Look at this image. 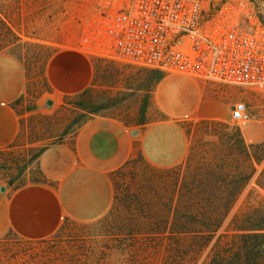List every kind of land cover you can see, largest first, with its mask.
Instances as JSON below:
<instances>
[{
  "label": "trees",
  "instance_id": "16d2710c",
  "mask_svg": "<svg viewBox=\"0 0 264 264\" xmlns=\"http://www.w3.org/2000/svg\"><path fill=\"white\" fill-rule=\"evenodd\" d=\"M12 38L21 39L0 9V51L14 43ZM162 79L157 76L154 86ZM91 92L89 86L66 95L54 114L31 117L36 120L32 132L44 139L26 149L18 140L0 149V170L10 174L11 187L47 180L42 154L74 138L99 115ZM185 125L189 148L181 163L158 166L137 150L113 171V206L99 220L83 225L92 234L82 236L79 247L98 249L106 258L118 256L122 264H264V199L251 189L242 202L263 162L255 150L264 143L248 144L240 128L220 119L201 118ZM27 151L35 154L28 159ZM35 161L40 177L29 180L25 173ZM66 229L64 223L41 241L53 240Z\"/></svg>",
  "mask_w": 264,
  "mask_h": 264
},
{
  "label": "rangeland",
  "instance_id": "374dc122",
  "mask_svg": "<svg viewBox=\"0 0 264 264\" xmlns=\"http://www.w3.org/2000/svg\"><path fill=\"white\" fill-rule=\"evenodd\" d=\"M217 1L219 4L231 1L245 20L259 19L264 23V0ZM100 2L101 0H0V9L7 15L21 38H12L14 43L0 53L19 58L25 66L27 76L26 92L15 102V107L22 116L21 133L18 141L16 140L22 145V149L32 146V141L44 139L32 132L31 126L36 120L30 118L38 113L54 114L64 104L66 96L60 104L55 101L46 75L49 55L58 51L76 52L90 61L93 68L91 96L95 106L99 107V114L118 117L128 125L141 129L145 124L164 122L168 126L165 132L170 135L171 140L178 138L179 133L185 132L186 121L201 119L196 116H171L157 103L156 91L159 84L171 77L184 76L133 66L119 59L88 56L78 51L79 43L97 13ZM157 76H162L163 79L158 86H154ZM191 79L190 82L202 87L209 95L216 96L223 92L232 96L235 102H245L251 120L241 125L231 118L230 98L216 96L212 104L220 111L227 110L230 105L229 116L223 121L232 128H240L248 144L264 143V140L252 142L248 136L251 131L264 135V91ZM152 90L154 92L151 93ZM165 97L168 103L175 104L179 110L187 108L192 99L188 94H181L174 88L165 90ZM48 100H53V104L49 105ZM186 137L189 143L188 136ZM46 142L48 141L38 143L40 145ZM137 148H141L140 142ZM255 152L256 157L263 159V162L258 165V172L246 190L242 202L246 200L251 189L257 190L264 199V147L256 149ZM25 153L28 159L35 154L30 151ZM36 164L37 161L33 162L25 173L29 180L40 177ZM9 175L7 171L0 170V186L14 189L9 185ZM99 219H69L65 221L66 231L50 241L29 240L8 234L0 238V264H122L118 256L106 258L98 249L90 251L79 247L82 236L92 234L86 232L88 227L83 225Z\"/></svg>",
  "mask_w": 264,
  "mask_h": 264
},
{
  "label": "crops",
  "instance_id": "0c3cea01",
  "mask_svg": "<svg viewBox=\"0 0 264 264\" xmlns=\"http://www.w3.org/2000/svg\"><path fill=\"white\" fill-rule=\"evenodd\" d=\"M46 75L57 103L91 85L93 68L87 58L72 51L56 52L47 65ZM183 77V76H182ZM188 78V77H187ZM190 79V78H189ZM181 77L162 81L156 91L157 103L171 116L227 120V110L215 108L216 96ZM196 81L194 79H191ZM27 87L25 66L19 58L0 53V149L15 143L21 133V119L15 102ZM174 88L192 97L187 108L166 101L165 90ZM164 122L130 126L122 119L99 114L89 119L70 140L49 147L40 158L46 181L18 189L0 186V238L14 234L29 240H42L56 234L69 219L90 221L103 217L114 203L113 171L122 167L137 150L155 165L169 167L181 163L189 143L185 132L171 140ZM137 130L138 134L133 133ZM249 139L263 141L253 131ZM140 142V147L137 144Z\"/></svg>",
  "mask_w": 264,
  "mask_h": 264
},
{
  "label": "built area",
  "instance_id": "2783aa9c",
  "mask_svg": "<svg viewBox=\"0 0 264 264\" xmlns=\"http://www.w3.org/2000/svg\"><path fill=\"white\" fill-rule=\"evenodd\" d=\"M78 51L264 91V23L245 20L231 1L101 0ZM230 112L238 125L251 120L245 102Z\"/></svg>",
  "mask_w": 264,
  "mask_h": 264
},
{
  "label": "water",
  "instance_id": "95a60500",
  "mask_svg": "<svg viewBox=\"0 0 264 264\" xmlns=\"http://www.w3.org/2000/svg\"><path fill=\"white\" fill-rule=\"evenodd\" d=\"M47 103H48L49 105H52V104H53V100H48ZM133 133H134L135 135L138 134L137 130H134ZM1 190L4 192V191L6 190V187H5V186H2V187H1Z\"/></svg>",
  "mask_w": 264,
  "mask_h": 264
}]
</instances>
